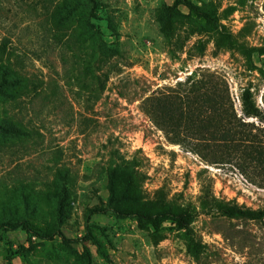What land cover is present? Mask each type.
<instances>
[{
	"label": "rangeland",
	"instance_id": "374dc122",
	"mask_svg": "<svg viewBox=\"0 0 264 264\" xmlns=\"http://www.w3.org/2000/svg\"><path fill=\"white\" fill-rule=\"evenodd\" d=\"M7 59L43 82L0 94L32 131L0 130V264H264V220L211 207H264L229 133L264 109V0H0Z\"/></svg>",
	"mask_w": 264,
	"mask_h": 264
},
{
	"label": "trees",
	"instance_id": "16d2710c",
	"mask_svg": "<svg viewBox=\"0 0 264 264\" xmlns=\"http://www.w3.org/2000/svg\"><path fill=\"white\" fill-rule=\"evenodd\" d=\"M78 66H81L83 73V62H78ZM0 94L4 95L5 100H14L18 97L16 90L22 89L27 91L31 86L37 87L42 84L43 80L29 76L24 70L14 66L10 59L2 60L0 63ZM83 83V76H82ZM39 93V92H38ZM243 113L245 117H257L260 124L248 122L244 117H237L234 112L231 120L233 122L232 129H230V135L235 143L239 146L240 154L246 152L247 157L250 156V150H259L258 158L251 157L248 163L243 164V167L247 168L248 164L253 166L252 177L257 179L261 177L264 181V109L256 106L254 102H246L243 105ZM0 130L6 132V134L13 136L14 138H20L22 136H30L32 131L24 124V122L15 116L9 115L8 117H0ZM263 172V173H257ZM25 208L28 210V202H25ZM212 209L222 213L225 216L237 219L245 220H264V207L254 209L249 207H240L231 203H227L221 200H214ZM37 208V207H36ZM35 211V207L33 208ZM42 213V210H41ZM182 220L186 218L185 213H181L179 216ZM192 249L197 264H202L201 261V244L200 242H194Z\"/></svg>",
	"mask_w": 264,
	"mask_h": 264
}]
</instances>
